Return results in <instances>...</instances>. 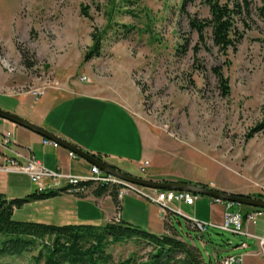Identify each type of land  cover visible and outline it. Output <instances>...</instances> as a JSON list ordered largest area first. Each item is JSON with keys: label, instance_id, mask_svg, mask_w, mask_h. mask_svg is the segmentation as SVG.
Wrapping results in <instances>:
<instances>
[{"label": "rangeland", "instance_id": "374dc122", "mask_svg": "<svg viewBox=\"0 0 264 264\" xmlns=\"http://www.w3.org/2000/svg\"><path fill=\"white\" fill-rule=\"evenodd\" d=\"M209 1L0 0V91L64 96L78 86L109 92L141 123L148 151L156 149L162 157L159 166L204 177L195 184L264 197V129L247 138L261 121L264 104V0H215L236 12L229 34L233 45L226 49L213 42ZM191 21L204 24L200 34ZM94 32L102 33L100 53L85 60ZM145 161L143 173L130 174L147 178L150 160ZM198 200L180 210L207 216L208 201L215 199ZM58 207L55 201L28 200L13 218L64 225ZM220 211L213 206L214 220ZM171 220L182 236L177 237L197 247L207 264L238 256L234 246L242 241L253 246L252 238L212 227L207 239L200 237L181 213H172ZM262 222L256 227L264 228ZM141 228L159 230L156 223L152 230ZM108 249L109 264H117L132 252L144 256L151 247L125 242ZM36 253L34 248L2 255L0 264H33Z\"/></svg>", "mask_w": 264, "mask_h": 264}, {"label": "crops", "instance_id": "0c3cea01", "mask_svg": "<svg viewBox=\"0 0 264 264\" xmlns=\"http://www.w3.org/2000/svg\"><path fill=\"white\" fill-rule=\"evenodd\" d=\"M0 97L1 109L16 114L123 172L130 173L134 170L140 173L139 166L149 159L150 166L145 175L147 178L190 183L202 182L204 178L194 173L172 171L162 167L161 164L159 166L162 157H156V149L151 153L148 151L149 143L141 123L109 92H97L95 87L77 86L75 91L64 96L55 91H47L37 97L28 92L9 94L0 91ZM4 138L9 140L8 150L2 145ZM42 138L24 127L0 118V193L8 199L33 193L36 187L26 174L17 172L13 168L1 169L6 164L5 157L14 156L15 152L19 154L17 159L21 163L33 155L48 169L77 176L88 175L91 163L80 157L69 156L68 150L60 146L43 144ZM43 200L56 202L59 206L57 211L64 224L104 225L117 215L119 220L148 230H152V224L156 223L159 230L155 234L166 232L164 219L157 205L133 193L124 195L116 204L110 195H94L92 188L81 197L58 194L54 198ZM215 203L208 201L207 216L197 215L195 209H192V215H189L201 221L220 223L224 205L220 202ZM214 205H218L221 209L219 219L215 220L212 217ZM167 219L172 225L171 217ZM261 221H264V215L259 218V222ZM256 225L245 223L244 229L264 236V228ZM261 225L263 226L264 222ZM234 249L240 252L239 264H264V256L261 255L255 241L252 247L249 244L247 247L239 244L235 245Z\"/></svg>", "mask_w": 264, "mask_h": 264}, {"label": "trees", "instance_id": "16d2710c", "mask_svg": "<svg viewBox=\"0 0 264 264\" xmlns=\"http://www.w3.org/2000/svg\"><path fill=\"white\" fill-rule=\"evenodd\" d=\"M208 5L210 20L207 22L211 25L213 42L219 48L226 49L233 45L229 34L233 15L236 12L215 0L209 1ZM82 10V13L87 15L86 10ZM191 27L200 34L204 24L191 21ZM101 40L102 33L92 34V46L85 54V60L99 55ZM222 89L225 94L228 93V86L224 82H222ZM261 113V121L247 134V138H251L254 133L264 129V104L261 107ZM87 185L89 189L92 188L94 195L107 194L115 204L118 202L115 186H94L90 183ZM58 194L52 191H36L24 198L8 199L0 193V235H5L0 238V256H19L37 248V253L32 256L33 264H109L112 255L108 248L111 245L133 242L144 243L150 246L151 250L140 257L132 252L117 264H207L197 247L177 237L181 234L171 224L164 223L165 229L170 227L172 230L171 234H155L122 220H112L104 225L86 223L53 225L17 221L13 218L15 209L28 200H41ZM81 196L83 195L77 197ZM231 207L233 210L250 209L237 204H231Z\"/></svg>", "mask_w": 264, "mask_h": 264}, {"label": "built area", "instance_id": "2783aa9c", "mask_svg": "<svg viewBox=\"0 0 264 264\" xmlns=\"http://www.w3.org/2000/svg\"><path fill=\"white\" fill-rule=\"evenodd\" d=\"M85 79V78H83ZM32 95L35 97L44 94L43 90H33ZM9 140L4 138L2 145L4 149L8 150ZM43 144H50L54 147H58V144L46 138H42ZM14 156L5 157V165L1 168L8 170L13 168L17 172L26 174L30 181L35 184L37 192H56L59 194H67L71 196L84 195L89 191L88 183L99 186H115L117 188V199L121 200L126 194H136L154 204L157 205L160 214L163 219H167L172 213H181L185 216L188 225L191 229L197 231L200 237L207 239L208 228H217L222 231L230 232L232 234L244 235L248 238H252L260 250L261 255L264 256V236H259L248 232L244 229L245 223L256 224L258 219L264 215L263 209L250 208L248 210L239 208L233 210L231 203L220 202L224 205V212L222 214V220L220 223L205 222L196 219L195 217L185 214L180 210V206H193L199 199L200 195L175 191V190H144L145 188L139 187L125 181H122L112 175L106 174L101 171L96 165H90L89 173L87 176H77L73 174L63 173L59 170H51L46 168L39 160L33 155L27 157L24 163L19 162L17 152ZM69 156L77 157L72 152L68 151ZM148 164L147 161L143 162L139 166V172L143 173L145 167ZM119 218L116 216L114 221H118ZM242 247H247L245 242L240 244ZM241 262L240 256H226L218 261L219 264H239Z\"/></svg>", "mask_w": 264, "mask_h": 264}, {"label": "water", "instance_id": "95a60500", "mask_svg": "<svg viewBox=\"0 0 264 264\" xmlns=\"http://www.w3.org/2000/svg\"><path fill=\"white\" fill-rule=\"evenodd\" d=\"M0 118L10 121L18 126L24 127L40 135L43 138L56 142L58 146L67 149L77 157L86 160L92 165H96L104 173L112 175L127 183L151 190H175V191L189 192L197 195L208 196L212 199L226 203L237 204L240 206L258 208L264 210V199L260 197H251L249 195H244L240 193L239 194L228 193L220 189L202 186L190 182L160 181V180H153L151 178L135 176L130 173L121 171L119 168L95 157L94 155L82 150L81 148L71 144L70 142L47 132L46 130L17 116L16 114L10 113L1 108H0Z\"/></svg>", "mask_w": 264, "mask_h": 264}]
</instances>
